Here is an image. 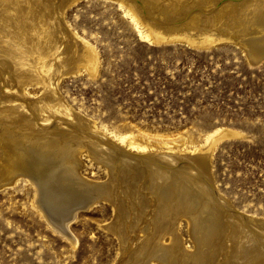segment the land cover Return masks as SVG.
<instances>
[{
  "label": "rangeland",
  "instance_id": "1",
  "mask_svg": "<svg viewBox=\"0 0 264 264\" xmlns=\"http://www.w3.org/2000/svg\"><path fill=\"white\" fill-rule=\"evenodd\" d=\"M29 1L1 0L11 16L10 36L14 43L17 42L14 52L24 57L25 73L16 76L14 69L10 72L0 63V112H3L0 113V264H134L137 260L149 264L151 258L149 260L146 257H151V248L170 241L167 234L162 240L156 234L148 236L155 225L159 227L166 223V218L158 217V214L161 216L162 208L152 201L158 189L154 190L151 182H148L154 178L151 171L155 167L167 172H163L162 176L177 178L179 187L182 171L189 170L195 176L192 182L197 184L199 181L198 185L211 194V199L222 213L221 221L209 229L210 232L207 228L204 230L206 233L200 231L203 236L190 220L186 221L183 217L179 219L178 225H175L177 228L174 227L178 243L195 254L187 264H195L196 259V264H228L227 261H233L231 264L241 261L240 264H249L242 255L232 260L235 252H232L230 224L234 223H239L247 231L245 233L249 241L245 249L251 248L254 254L264 252V231L254 222L264 220V54L255 57L245 42L252 28L254 31L251 36H263L264 25H255L247 30L243 27L249 3L258 0H168L172 2V8L165 16L159 15L158 0L152 2L151 6L146 0ZM259 5L264 8V0ZM212 18L216 25L210 24ZM152 21L164 28L161 33L149 26V23L153 24ZM179 23L209 30L203 35L191 33L190 37L197 41L192 43L180 37L176 31L165 28ZM33 27L40 33H36ZM158 35L164 36V39L155 40ZM204 35L211 36L210 41L199 42ZM30 61H33L32 64ZM1 128H5L4 131ZM222 131L227 133L220 137ZM125 134L138 136V139L150 142L151 146L145 153L121 147L124 143L117 136ZM45 135L48 140L43 139ZM211 136L216 138L212 143L208 141ZM84 139L87 140L84 142ZM50 140H56L59 145L71 146L74 155L77 153V162L74 155L67 159L71 160L74 173L78 174L80 180L91 179L89 182L99 183L113 179L114 184L118 185L123 182L126 194L132 192L135 195L137 209L148 218L142 219L133 229L128 223V228L132 229L128 232L126 224L119 221L118 227L128 234L122 240L109 227L116 215L112 202L99 198L89 208H84L79 201L76 204L79 207L74 209L75 216L66 228L67 233H64L53 223H56L64 206L79 199L73 195L78 188L69 182L68 173L61 169L62 166L55 167L48 172L49 177L46 179H49L39 184L28 170L14 171L12 165L17 158V151L23 146L34 147L35 150L29 151L28 156L32 158L29 159L33 162L31 164H34L43 154L41 147ZM105 140L110 149L126 156L123 158L126 163L123 160L113 165L99 157L94 144L105 148L106 145H102ZM119 145L122 149L116 148ZM169 145L172 148L165 147ZM203 153L208 155L207 171L194 160L195 156ZM136 154H140V158ZM10 173L14 182L7 178ZM133 173L139 178H134L131 175ZM153 180L161 184V179ZM43 191L49 192L47 199L51 202L53 196L56 197L53 199L55 204L50 203L51 208L45 205ZM60 206L63 207L58 209ZM150 213H156L153 220L157 223L152 224ZM154 260L155 264H162ZM176 260L181 261V257L177 255Z\"/></svg>",
  "mask_w": 264,
  "mask_h": 264
},
{
  "label": "bare ground",
  "instance_id": "2",
  "mask_svg": "<svg viewBox=\"0 0 264 264\" xmlns=\"http://www.w3.org/2000/svg\"><path fill=\"white\" fill-rule=\"evenodd\" d=\"M3 1V0H2ZM15 1V0H14ZM24 1V0H23ZM29 1V0H28ZM38 1H40L41 2V0H37V3H38ZM43 1V0H42ZM155 1H157V0H146V3L147 4H149V6H151V3L153 2H155ZM159 1V4H158V12H159V15H161V16H165V14L166 13H169V8L171 7L172 8V2H167L168 0H158ZM171 1V0H170ZM9 2V1H8ZM20 2V1H19ZM29 2H31V1H29ZM28 2V3H29ZM32 2H34L33 0H32ZM46 2V1H45ZM252 2V1H251ZM250 2V3H251ZM258 2V3H257ZM259 2H261V0H258V1H254L253 3H249V5L250 6H248L249 7V11L247 12V14L244 16L245 17V24L243 23V27H245V30H247V29H250L252 26H255V25H262V23H263V25H264V8L263 7H261L260 5L258 6V4H259ZM10 3V2H9ZM37 3H34V5L35 4H37ZM246 3V2H245ZM8 3H6V5H7ZM19 4H21V3H19ZM30 4V3H29ZM33 4V3H32ZM42 4V3H41ZM247 4V3H246ZM10 5V4H9ZM14 5V4H13ZM43 5H45V4H43ZM8 6V5H7ZM20 6V5H19ZM29 6V5H28ZM30 6H32L31 4H30ZM38 6V5H37ZM232 6V5H231ZM255 6V7H254ZM258 6V7H257ZM9 7V6H8ZM11 7V6H10ZM14 7V6H13ZM22 7V6H21ZM39 7H43V6H39ZM44 7H46V6H44ZM247 7V6H246ZM15 8H16V6H15ZM19 8V7H18ZM23 8V7H22ZM24 8H25V6H24ZM23 8V9H24ZM149 8V7H148ZM243 8V7H242ZM8 9V8H7ZM6 6L1 2V0H0V63L3 65V67H5V68H7V70H9L10 72L14 69V74L16 75V76H22L25 72L23 71V67H25L24 65H23V59L22 58H24V57H21L20 55H17L16 54V52H14V49L16 48V46H17V42H15L14 43V39L12 40L11 39V22L9 23V21H11V16L9 15V13H7L6 12ZM42 9V8H41ZM44 9V8H43ZM150 9V8H149ZM232 9V8H231ZM238 9V8H237ZM18 11H19V9H17ZM241 10V9H240ZM8 11V10H7ZM29 11V10H28ZM40 11V10H39ZM177 11V10H176ZM243 11V10H242ZM6 12V13H5ZM16 12V11H15ZM24 12H26V11H24ZM31 12V11H30ZM41 12H42V10H41ZM180 12H181V10H180ZM186 12V11H185ZM13 13V12H12ZM19 13V12H18ZM38 13V12H37ZM40 13V12H39ZM17 14V13H16ZM20 14V13H19ZM18 14V15H19ZM22 14H24V13H22ZM41 14V13H40ZM225 14V13H224ZM223 14V15H224ZM21 15V14H20ZM19 15V16H20ZM171 15V14H170ZM174 15V14H173ZM183 15V14H182ZM241 16H243V14H240ZM26 16V15H25ZM24 16V17H25ZM33 16V15H32ZM36 16V15H35ZM40 16V15H39ZM172 16V15H171ZM176 16H177V14H176ZM179 16H180V14H179ZM178 16V17H179ZM217 16V15H216ZM222 16V15H221ZM15 17V16H14ZM22 17V16H21ZM31 17V16H30ZM181 17V16H180ZM179 17V18H180ZM222 17H224V16H222ZM23 18V17H22ZM41 18V17H40ZM43 18V17H42ZM41 18V19H42ZM215 18V17H214ZM243 18V17H242ZM14 19V18H13ZM19 20H20V18H18ZM30 19V18H29ZM39 19V18H38ZM38 19H35V20H38ZM39 20V21H42V20ZM169 19V18H168ZM175 19H178V18H175ZM174 18L172 19V20H175ZM182 19V18H181ZM17 20V19H16ZM16 20H14V21H16ZM24 20V19H23ZM26 20V19H25ZM31 20V19H30ZM29 20V21H30ZM170 20V19H169ZM39 21H37L38 23H39ZM224 22H225V20H223ZM20 22V21H19ZM23 22V21H22ZM32 22H33V20H32ZM180 22V21H179ZM17 23V22H16ZM41 23V22H40ZM152 23L153 24H150L149 23V26L150 27H152L154 30H156L157 31V33H161L162 31H163V29L164 28H161L160 27V24L158 23H156L155 21H152ZM189 23V22H188ZM194 23V22H193ZM35 24V23H34ZM210 24L211 25H216V24H214V22H213V18L210 20ZM16 25V24H15ZM24 25V24H23ZM22 25V26H23ZM31 25V24H30ZM41 25V24H40ZM43 25V24H42ZM187 25V24H186ZM186 25H184L183 23L182 24H174V25H171V26H167V27H165V28H168L167 30H174V31H176L177 33H179L180 35V37H183V38H185L186 40H188V41H190V42H192V43H195V42H197L196 40H194V39H192L190 36V34L191 33H194V34H196V33H198V34H204V33H206V32H208V28H207V31L202 27V26H196V25H190V26H186ZM21 26V27H22ZM26 26H28L27 24H26ZM35 27V26H34ZM34 27H33V29H34ZM25 28V27H24ZM27 28V27H26ZM25 28V29H26ZM30 28H31V26H30ZM39 28V27H38ZM44 28V27H43ZM51 28V27H50ZM18 29H20V28H18ZM37 29V28H36ZM212 30V29H211ZM18 31V30H17ZM23 31H24V29H23ZM22 31V32H23ZM34 31H35V29H34ZM37 31V30H36ZM35 31V32H36ZM46 31H48V30H46ZM56 31V30H55ZM54 31V32H55ZM253 31H254V29L252 28V29H250V32H249V30H248V32L252 35V33H253ZM25 32H27V30L25 31ZM39 32V31H38ZM38 32H36V33H38ZM44 32H45V30H44ZM11 33V34H10ZM40 33V32H39ZM49 33H51V32H49ZM256 33V32H255ZM14 34V33H13ZM20 34H21V32H20ZM23 34V33H22ZM25 34V33H24ZM27 34H29V33H27ZM31 34H32V32H31ZM258 34V33H257ZM8 35V36H7ZM17 35V34H16ZM26 35V34H25ZM37 35V34H36ZM40 35V34H39ZM208 35V34H207ZM207 35H204L202 38H200V40H199V42H202V43H206V42H208V41H210V39H211V36H207ZM251 35H249V37L248 38H246L245 39V42H246V45H247V48H248V50L250 51V52H252V53H254L256 56L255 57H261L263 54H264V35L263 36H258L257 35V37H254V35L253 36H251ZM260 35V34H259ZM18 36V35H17ZM28 36V35H27ZM31 36V35H30ZM44 36V35H43ZM201 36V35H200ZM13 37V36H12ZM19 37H20V35H19ZM38 37V36H37ZM45 37V36H44ZM146 37H148L147 35H146ZM36 38V37H35ZM52 38V37H51ZM17 39V38H16ZM19 39H21V38H19ZM26 39H27V37H26ZM34 39V38H33ZM161 39H164V36H161V35H158L157 37H156V39L155 40H158V41H160ZM29 40H31V39H29ZM28 40V41H29ZM16 41V40H15ZM26 41V40H25ZM38 41V40H37ZM52 41V40H51ZM54 41V40H53ZM30 42V41H29ZM41 42V41H40ZM31 43H32V40H31ZM44 43V42H43ZM21 44V43H20ZM32 44H34V42L32 43ZM32 44H30V45H32ZM47 44V43H46ZM42 45V44H41ZM47 45H49V44H47ZM37 46V45H36ZM24 47V46H23ZM44 47V46H43ZM50 47V46H49ZM18 48V47H17ZM40 48H42L41 46H40ZM21 49V48H20ZM27 50V49H26ZM47 50H49V49H47ZM19 51V50H18ZM22 51V50H21ZM24 51V50H23ZM34 51V50H33ZM31 52V51H30ZM18 53V52H17ZM27 53V52H26ZM41 53V52H40ZM67 55V54H66ZM35 56V55H34ZM33 56V57H34ZM29 57V56H28ZM26 59V58H25ZM259 59V58H258ZM30 60V59H29ZM33 60H35V59H33ZM25 61V60H24ZM27 61V60H26ZM31 62H33V61H30V63ZM24 64H26V63H24ZM32 64V63H31ZM2 65H0L1 67H2ZM31 66V65H30ZM35 66V65H34ZM27 67V66H26ZM32 68H34V67H32ZM31 68V69H32ZM73 68V67H72ZM3 69V68H2ZM27 69V68H26ZM26 69H24L25 71H26ZM30 70V69H29ZM34 70V69H33ZM35 71H37V70H35ZM34 71V72H35ZM63 71V70H62ZM69 71H70V69H69ZM72 71V70H71ZM74 71V70H73ZM2 72H3V70H2ZM34 72H33V74H34ZM4 73V72H3ZM3 73H1V74H3ZM30 73V72H29ZM45 73V72H44ZM62 73V72H61ZM64 73V72H63ZM66 73V72H65ZM9 74V73H8ZM46 74H47V72H46ZM45 74V75H46ZM5 75V74H4ZM26 75V74H25ZM30 75H32V73H30ZM37 75V74H36ZM39 75V74H38ZM37 75V76H38ZM44 75V74H43ZM48 75V74H47ZM61 75V74H60ZM15 76V77H16ZM57 76V75H56ZM42 77V76H41ZM45 77V76H44ZM49 77V76H48ZM3 77H1V79H2ZM30 78V77H29ZM39 78V77H38ZM51 78V77H50ZM53 78V77H52ZM57 78H58V76H57ZM8 79V78H7ZM11 79H12V77H11ZM22 79H24V78H22ZM37 79V78H36ZM35 79V80H36ZM45 79V78H44ZM43 79V80H44ZM56 79V78H55ZM54 79V80H55ZM13 80H15V79H13ZM17 80V79H16ZM34 80V81H35ZM42 80V81H43ZM1 81V80H0ZM4 81V80H3ZM22 81V80H21ZM27 81H28V79H27ZM38 81V80H37ZM36 81V82H37ZM40 81V80H39ZM45 81H46V79H45ZM44 81V82H45ZM4 82H6V81H4ZM10 82V81H9ZM24 82V81H23ZM26 82V81H25ZM41 82V81H40ZM11 83H12V81H11ZM30 83V82H29ZM42 83V82H41ZM9 84V83H8ZM8 84H7V86L6 87H8ZM13 84V83H12ZM24 84V83H23ZM31 84V83H30ZM48 84V83H47ZM50 84V83H49ZM52 84V83H51ZM14 85V84H13ZM17 85V84H16ZM19 85V84H18ZM26 85V84H25ZM43 85V84H42ZM45 85V84H44ZM21 86V85H20ZM23 86V85H22ZM46 86V85H45ZM49 86V85H48ZM10 87H11V85H10ZM47 87V86H46ZM45 87V88H46ZM44 88V89H45ZM16 89V88H15ZM51 89V88H50ZM8 90V89H7ZM47 90V89H46ZM7 92H9V91H7ZM46 92V91H45ZM51 92H53V91H51ZM23 95V94H22ZM1 97V96H0ZM8 98H9V96H7ZM2 99V98H1ZM6 99V98H5ZM53 100V99H52ZM5 101V100H4ZM12 101V100H11ZM1 102H3V100L1 101ZM9 102V101H8ZM5 103H6V101H5ZM14 103V102H13ZM2 104V103H1ZM3 105V104H2ZM1 105V106H2ZM10 106V105H9ZM3 108V107H2ZM14 108V107H13ZM19 108H20V106H19ZM15 109V108H14ZM23 110H24V108H22ZM22 110V111H23ZM21 111V112H22ZM38 111V110H37ZM9 113H10V111H8ZM12 112V111H11ZM17 112V111H16ZM28 112V111H27ZM1 113V112H0ZM3 113V112H2ZM1 113V114H2ZM13 113V112H12ZM4 115H6V113L4 114ZM14 115V114H13ZM25 115V114H24ZM35 115V114H34ZM26 116H27V114H26ZM36 116V115H35ZM40 116H42V115H40ZM7 117V116H6ZM11 118H12V116H11ZM34 119V118H33ZM36 119V118H35ZM14 120H15V118H14ZM29 120V119H28ZM31 120H32V118H31ZM11 121H13V120H11ZM30 121V120H29ZM33 121V120H32ZM14 122V121H13ZM12 122V123H13ZM0 123H1V121H0ZM40 123V122H39ZM8 124H9V122H8ZM11 124V123H10ZM20 124V123H19ZM33 124V123H32ZM14 125V124H13ZM17 125H18V123H17ZM25 125V124H24ZM24 125H23V128H24ZM36 125V124H35ZM44 125V124H43ZM57 125H58V123H57ZM84 125V124H83ZM1 126V125H0ZM3 126V125H2ZM12 126V125H11ZM15 126V128H16V125H14ZM38 126V125H37ZM62 126V125H61ZM80 126V125H79ZM78 126V127H79ZM6 128H7V126H5ZM42 127V126H41ZM40 127V128H41ZM81 127V126H80ZM83 127V126H82ZM10 128H13V127H10ZM9 128V129H10ZM31 128V127H30ZM29 128V129H30ZM1 129H3V128H1ZM5 129V128H4ZM4 129H3V131H4ZM8 129V128H7ZM6 129V130H7ZM19 129V128H18ZM27 129V128H26ZM37 129V128H36ZM81 129V128H80ZM79 129V130H80ZM86 129V128H85ZM23 130V129H22ZM28 130V129H27ZM32 130V129H31ZM53 130V129H52ZM54 130H55V128H54ZM53 130V131H54ZM14 131V130H13ZM43 131V130H42ZM51 131V130H50ZM53 131H51V132H53ZM62 131V130H61ZM65 131V130H64ZM85 131V130H84ZM87 131V130H86ZM89 131V130H88ZM6 132V131H5ZM26 132V131H25ZM32 132V131H31ZM44 132H46V131H44ZM50 132V133H51ZM55 132V131H54ZM53 132V133H54ZM59 132V131H58ZM58 132H56V133H58ZM63 132V131H62ZM66 132V131H65ZM65 132H63V133H65ZM20 133H22V132H20ZM34 133H35V131H34ZM52 133V134H53ZM61 132H59V134H60ZM76 133H77V131H76ZM79 133V132H78ZM227 132L225 131H222L221 132V136L220 137H222V136H224L225 134H226ZM1 134V133H0ZM5 134V133H4ZM36 134V133H35ZM39 134V133H38ZM45 134V133H44ZM47 134V133H46ZM89 134H92V133H89ZM89 134H87V135H89ZM12 135V134H11ZM41 135H43V134H41ZM54 135V134H53ZM63 135V134H62ZM66 135V134H65ZM73 135H74V131H73ZM76 135V134H75ZM86 135V134H85ZM7 136V135H6ZM9 136V135H8ZM13 136V135H12ZM14 136H15V134H14ZM40 136V135H39ZM55 136V135H54ZM61 136V135H60ZM59 135H58V137H60ZM77 136V135H76ZM15 137H17V136H15ZM30 138H31V136H29ZM47 136L45 135V137H43V139L44 138H46ZM53 137V136H52ZM69 137V136H68ZM71 137V136H70ZM69 137V138H70ZM75 137V136H74ZM83 137H84V134H83ZM82 137V138H83ZM90 137V136H89ZM20 138V137H19ZM25 138V137H24ZM64 139H66L65 137H63ZM72 138V137H71ZM77 138H79V137H77ZM77 138H76V141H77ZM93 138V137H92ZM96 138V137H95ZM95 138H93V139H95ZM117 138L120 140V141H122L123 143H124V146H121V147H126L127 149H132L133 148V150L134 149H136L137 151H141L142 153H145V151H146V149L149 147V146H151V144H150V142H148V141H146V142H144V141H142V140H140V139H138L139 137L138 136H135V135H131V134H125V135H118L117 136ZM213 136H211V138L208 140V141H210V143H212L213 141H215V139L216 138H213ZM4 139V138H3ZM17 139V138H16ZM39 139V138H38ZM47 139V138H46ZM52 139V138H51ZM56 139V138H55ZM73 139V138H72ZM90 139V138H89ZM106 139V138H105ZM32 140V139H31ZM42 140V139H41ZM48 140V139H47ZM63 140V139H62ZM67 140H68V138H67ZM74 140H75V138H74ZM85 140H87V139H84V142H85ZM109 140V139H108ZM5 141V140H4ZM33 141V140H32ZM44 141H46V140H44ZM63 141H65V140H63ZM69 141H70V139H69ZM82 141V140H81ZM100 143H101V141H100V139L98 140ZM12 142V141H11ZM49 142H51V143H49ZM92 142V141H91ZM96 142V141H95ZM108 142V141H107ZM107 142H106V140H105V142L104 143H102V145L104 144V145H106L107 144ZM8 143V142H7ZM25 143V142H24ZM23 142H22V144H24ZM53 143V144H52ZM59 143H60V140H59ZM69 143H73V142H69ZM90 143V142H89ZM109 143H110V140H109ZM112 143V142H111ZM209 143V142H208ZM209 143V144H210ZM21 144V145H22ZM77 144V143H76ZM78 144H80V143H78ZM1 145V144H0ZM17 145V144H16ZM32 145V144H31ZM48 145V146H47ZM103 145V146H104ZM112 145H114V146H116L115 144H112ZM38 146V145H37ZM74 146V145H73ZM81 146V145H80ZM86 146V145H85ZM39 147V146H38ZM76 147V146H75ZM74 147V148H75ZM79 147V146H78ZM84 147V146H83ZM94 147H96L95 149H97V151H98V155H99V157H102V159L104 160V161H106V159H107V162L106 163H113V165H115V164H117V162L119 163V161H123L124 159L123 158H126V156H123V155H121V153L122 152H120V153H117V152H114V151H116V150H112V149H110L109 148V146H104L105 148H102L100 145H96V144H94ZM120 147V145L118 146V147H116L117 149ZM119 148V149H122V148ZM165 147H167V148H172V146H165ZM3 148V147H2ZM42 149H43V154L41 155V157L40 158H38V160L36 161V162H34V164H31V163H33V162H30L29 161V151H31V150H33L34 149V147H28V146H23V147H21V149H19L18 151H17V158L16 159H14L13 160V167H14V171L17 169V171L19 170V169H21V170H28L29 172H30V174L32 175V177H34L37 181H39V184L40 183H42L43 184V182L44 181H46V180H48V179H46V177H49V176H47V174H48V172L50 171V170H52L53 168H57V167H59V166H62V170L63 171H65V173L67 172L68 174H67V177H68V179H70L69 180V182L70 183H72V185H73V187H76V188H78V190L76 191V193L75 194H73L74 195V197L77 199V197L79 198L78 199V201L76 200V201H72V203L69 205H66V206H64V208H63V210H65L64 212H63V210H60V211H62L61 213H60V215H58L57 217V219H56V223H53L54 225H56L59 229H61L62 231H64V233L66 232L67 233V231H66V228H67V226H68V224H69V222L74 218V216H75V208L77 209L79 206L78 205H76L77 204V202H81L82 204H83V206H84V208H85V206H87L88 208H89V206H91L92 204H94L95 202H97L98 201V199L99 198H104V199H107V200H109L110 202H112V204L114 205V207H115V210H116V215H115V219L113 220V222L111 223V225L109 226L110 228H111V230H115V232L118 234V236L119 237H121V239L123 240H125V238L128 236V234H126V231H124V230H121L119 227H118V225L120 224V222H121V220H122V222L123 223H125L126 224V228H127V232L129 231V230H132L135 226H137L139 223H141V221H142V219H144V218H148V217H146V216H144V214L143 215H141L142 213H140V211L137 209V208H139L138 207V205H137V203L135 202V200H136V198H135V195H133V194H126V188L122 185V183L121 182H119L118 180V182L120 183L119 185L118 184H114V182L112 181V180H109V181H104V182H99V183H93V182H89V181H82V180H80L78 177H77V175H75V173H74V165L71 163L70 164V161L71 160H69V159H67V158H71V156H73L74 155V152L75 151H73L72 150V148H71V146H68V145H59V144H57L56 143V140H55V142H53V141H48V143H46V144H43V146L41 147ZM84 148H86V147H84ZM83 148V149H84ZM88 148V147H87ZM1 149V148H0ZM41 149V150H42ZM76 149V148H75ZM81 150H82V148H80ZM89 149H90V147H89ZM127 149H125V150H127ZM35 150V149H34ZM33 150V151H34ZM193 150V148H191V151ZM195 150V149H194ZM5 151H7V150H5ZM14 151V150H13ZM87 151H88V149H87ZM113 151V152H112ZM119 152V151H118ZM6 153V152H5ZM11 153V152H10ZM14 153V152H13ZM40 153V152H39ZM51 153V154H50ZM86 153V152H85ZM89 153V152H88ZM97 153V152H96ZM139 153V152H138ZM4 154V153H3ZM53 154V155H52ZM77 154V153H76ZM76 154L74 155V160H75V156H76ZM92 154V153H91ZM135 154V153H134ZM152 154V153H151ZM151 154H149V155H151ZM207 154V153H206ZM5 155V154H4ZM39 155V154H38ZM130 155H132L133 156V154H130ZM145 155V154H144ZM146 155H148L147 154V152H146ZM198 155V154H197ZM2 156V155H1ZM79 156V155H78ZM95 156V155H94ZM135 156V155H134ZM139 157V156H141L140 154H136V157ZM152 156V155H151ZM153 156H154V154H153ZM152 156V157H153ZM208 156V155H207ZM207 156H205L204 155V153H203V155H201V156H195L194 157V160L197 162V163H200L201 164V166H202V168L203 169H205L206 171L208 170V163H207ZM13 157V156H12ZM39 157V156H38ZM143 157V156H142ZM151 157V158H152ZM155 157H157V156H155ZM1 158V157H0ZM37 158V157H36ZM95 158V157H94ZM140 158V157H139ZM138 158V159H139ZM150 158V157H149ZM166 158V157H165ZM164 158V159H165ZM3 159V158H2ZM32 159V158H31ZM30 159V160H31ZM128 159V158H127ZM135 159V158H134ZM145 159H147V157L145 158ZM154 159V158H153ZM153 159H152V161H153ZM159 159V158H158ZM163 159V158H162ZM167 159H169V158H167ZM4 160V159H3ZM73 160V159H72ZM73 160V161H74ZM77 160V159H76ZM75 160V161H76ZM126 160V159H125ZM124 160V161H125ZM133 160V159H132ZM140 160H142V159H140ZM139 160V161H140ZM149 160V159H148ZM156 160V159H155ZM11 161V160H10ZM9 161V163H10V167H11V162ZM78 161H79V159H78ZM100 161V160H99ZM134 161V160H133ZM165 161V160H164ZM2 162V161H1ZM77 162V161H76ZM81 162V161H80ZM98 162V161H97ZM149 162V161H148ZM151 162V161H150ZM74 163V162H73ZM99 163V162H98ZM105 163V164H106ZM125 163H126V161H125ZM124 163V164H125ZM166 163H167V161H166ZM77 164H79V162L77 163ZM129 164V163H128ZM155 164V163H154ZM165 164V163H164ZM108 165V164H107ZM133 165V167H134V164H132ZM141 165V164H140ZM146 165H147V163H146ZM168 165V164H167ZM82 166V165H81ZM121 166V165H120ZM151 166V165H150ZM149 166V167H150ZM153 166V165H152ZM156 166V165H155ZM154 166V167H155ZM161 166V165H160ZM138 167V166H137ZM144 167V166H143ZM184 167V166H183ZM106 168V167H105ZM107 168H109V167H107ZM120 168V167H119ZM122 168V167H121ZM129 168V167H128ZM127 168V169H128ZM135 168V167H134ZM1 169V168H0ZM78 169V168H77ZM109 169H111V167L109 168ZM147 169V168H146ZM148 169H150V168H148ZM152 169V168H151ZM165 169V168H164ZM167 169V168H166ZM169 169V168H168ZM114 170V169H113ZM126 170V169H125ZM134 170V169H133ZM153 170V169H152ZM13 171V172H14ZM54 171V170H53ZM56 171V170H55ZM58 171V170H57ZM76 171V170H75ZM79 171V170H78ZM128 171V170H127ZM145 171H147V170H145ZM9 172V171H8ZM26 172V171H25ZM135 172H137V170L135 171ZM152 172V174L151 175H153L154 176V178L153 179H157L158 178V180L159 179H161V181H160V185L158 184V182H157V180H153L152 179V177H151V179H152V181H148V182H151V187H154V190H156V188L158 189V190H156L155 191V193H157L156 194V198L154 199V198H152V201H153V203L155 204V205H157V206H160L161 208H162V211H161V216H160V214H158V217H159V219H160V217H162L163 219L164 218H166L165 220V224H163V225H159V227H157L155 224V228L151 231V234H149L148 236L150 237V236H154L155 234L156 235H158V238H160L161 240L164 238V236H165V234H167V235H169V242L167 243H164V242H162V243H160V244H157V245H155L156 247L155 248H151L153 251V253L151 254V257H146V258H149V260H150V258H151V262L149 261V264H153L154 262L152 261V259H155L154 261L155 262H160V263H162V264H187V261L189 260V259H193V257H195V254L193 253V252H189V251H187V250H185L182 246H180L179 245V243H178V237H177V233H176V231H175V228L174 227H176L177 225H178V221H179V219L180 218H185V220L187 219V220H190L191 221V223L195 226V228L197 229V232H199L200 233V235H202L203 236V234H202V232H200L201 230H203V232L204 233H206L207 231H204V230H206V228L209 230H211L213 227H216L217 226V222H220L221 221V214L222 213H220V210L218 209V207L215 205V203H214V201L211 199V194L209 193V192H207L206 190H204V188H202V187H200L198 184H199V181L197 182V184L195 183V182H192V178H193V176L194 175H192L191 174V172L189 171V170H187V171H182V174L183 175H181L182 176V178L180 179L181 181L180 182H182V183H180V187L178 186V184H177V178H176V180H175V178H167V176H162V173L164 172V171H162V170H160V168L159 167H155L154 168V170L153 171H151ZM150 172V173H151ZM166 172V171H165ZM164 172V173H165ZM18 173V172H17ZM107 173V172H106ZM114 173V172H113ZM113 173H112V175H113ZM116 173V172H115ZM131 173V172H130ZM142 173V172H141ZM167 173V172H166ZM173 173V172H172ZM8 175H9V173H7ZM6 174V176H8ZM14 173H12V175H13ZM19 174V173H18ZM18 174H17V176H18ZM23 174V173H22ZM119 174V173H118ZM125 174V173H124ZM137 175H138V173H136ZM148 174V173H147ZM176 174H178L177 172H176ZM5 175V174H4ZM27 175V174H26ZM29 175V174H28ZM60 175V174H59ZM82 175V174H81ZM128 175V174H127ZM131 175H133V177L135 178H137L138 176H136L134 173L133 174H131ZM149 175V174H148ZM167 175V174H166ZM172 175V174H171ZM16 176V178H18ZM25 176V175H24ZM84 176V175H83ZM108 176V175H107ZM106 176V177H107ZM110 176V175H109ZM119 176V175H118ZM121 176H123V175H121ZM144 176V175H143ZM142 176V177H143ZM162 176V177H161ZM180 176V177H181ZM4 177V176H3ZM63 177V176H62ZM124 177V176H123ZM130 177V176H129ZM160 177V178H159ZM169 177V176H168ZM173 177V176H172ZM179 177V176H178ZM195 177V176H194ZM8 179H9V181H13V179H14V177H12L11 178V173H10V177L8 176L7 177ZM7 178H6V183H8L9 181L7 180ZM28 178V177H27ZM52 178V177H51ZM111 178V177H110ZM116 179H117V177H115ZM131 178V177H130ZM133 178V179H134ZM139 178V177H138ZM145 178V177H144ZM148 178H150V177H148ZM3 179H5V177L3 178ZM46 179V180H45ZM123 179H125V178H123ZM146 179V178H145ZM192 179V180H191ZM56 180H57V178H56ZM121 180V179H120ZM131 180V179H130ZM136 180V179H135ZM150 180V179H149ZM197 180V179H196ZM50 181H52V180H50ZM95 181V180H94ZM127 181V180H126ZM142 181V180H141ZM144 181V180H143ZM142 181V182H143ZM14 182V181H13ZM113 182V183H112ZM132 182V181H131ZM140 182V181H139ZM48 183H49V181H48ZM54 183V182H53ZM57 183V182H56ZM67 183V182H66ZM69 183V184H70ZM116 183V182H115ZM130 183V182H129ZM134 183V182H133ZM145 183H146V181H145ZM3 184H4V182H3ZM114 184V185H113ZM131 184V183H130ZM1 185V184H0ZM128 185V184H127ZM146 186V185H145ZM148 186V185H147ZM39 187H41V185L39 186ZM126 187H128V186H126ZM132 187H133V185H132ZM136 187V186H135ZM49 188V187H48ZM134 189V188H133ZM144 189V188H143ZM143 189L141 190V191H143ZM146 189V188H145ZM152 189V188H151ZM44 190V189H43ZM47 190V188L45 189V191ZM53 190V189H52ZM128 190V189H127ZM136 190H137V188H136ZM147 190V189H146ZM153 190V191H154ZM195 190L198 192H195ZM138 191H140V190H138ZM150 191V190H149ZM159 191V192H158ZM39 192V191H38ZM41 192V191H40ZM142 192H140V194H141ZM146 193V192H145ZM47 194H49V192L47 193V192H45L44 193V191H43V193H42V195H43V199H44V202H45V205H47V206H49L50 208H51V204L50 203H54L55 204V202L53 201V199L54 198H56V197H54L53 196V199H51L52 200V202L51 201H49V199H47ZM101 194V195H100ZM148 194V193H147ZM52 195H54V194H52ZM127 195H129V196H131V197H129V196H127ZM141 195H143V193L141 194ZM145 195V194H144ZM152 195V194H151ZM196 195H197V197H196ZM146 196H148V195H146ZM152 196H155L154 194L152 195ZM151 196V197H152ZM51 197V196H50ZM60 197V196H59ZM63 197V196H62ZM68 197V196H67ZM150 197V198H151ZM148 198V197H147ZM64 199V198H63ZM62 199V200H63ZM68 199V198H67ZM143 199V198H142ZM40 200V199H39ZM70 200V199H69ZM145 200V199H144ZM151 200V199H150ZM56 201V200H55ZM65 201V200H64ZM142 201V203H144L143 202V200H141ZM70 202V201H69ZM141 203V202H140ZM57 204H59V203H57ZM56 204V205H57ZM154 204H153V206H154ZM142 205V204H141ZM145 205V204H144ZM147 205V204H146ZM43 206V205H42ZM68 206V207H67ZM139 206H140V204H139ZM61 207H63V206H60L58 209H61ZM67 207V208H66ZM86 207V208H87ZM142 207V206H141ZM146 207V206H145ZM149 208V207H148ZM154 208V207H153ZM114 209V208H113ZM159 210V209H158ZM147 211V210H146ZM145 211V212H146ZM114 212V211H113ZM142 212V211H141ZM150 212V211H149ZM153 212V211H152ZM56 213V212H55ZM59 213V212H58ZM57 214V213H56ZM156 214V213H155ZM155 214H151L150 213V215H151V217H152V219H150L151 221H152V224L155 222L153 219V217L155 216ZM47 215V214H46ZM149 215V214H148ZM149 215V216H150ZM149 220V219H148ZM186 220V221H187ZM220 220V221H219ZM222 220H223V218H222ZM55 221V220H54ZM120 221V222H119ZM150 221V222H151ZM253 221V220H252ZM146 222V221H145ZM255 222V225L257 226V227H259L260 229H262L263 231H264V220H255L254 221ZM50 223H51V221H50ZM128 223H130L131 224V226H132V229H129L128 227H129V224ZM143 223H144V221H143ZM155 223H157V222H155ZM187 223V222H186ZM222 223V222H221ZM233 223V222H232ZM149 224V223H148ZM151 224V225H152ZM225 224H227V223H225ZM176 225V226H175ZM220 225V224H219ZM231 225V233H230V238H231V242H232V244L233 245H231L232 246V248H233V250L234 251H232L233 253L235 252V254H232V260H233V258H237L238 256H243L244 257V259H246V261H247V263H249V264H264V252L262 251V252H260V253H257V254H254L255 252L253 251L252 252V250H251V248L249 249V247H247L248 249H245V244L249 241V239H248V236L246 235L247 233H245V232H247L246 230H244L243 229V227L239 224V223H234V224H230ZM253 225V224H252ZM142 226V225H141ZM188 226V225H187ZM194 226H193V228H194ZM228 226V225H227ZM108 227V228H109ZM148 227V226H147ZM222 227V226H221ZM229 227V226H228ZM227 227V228H228ZM177 228V227H176ZM190 228V227H189ZM192 228V227H191ZM139 229H140V227H139ZM145 229V228H144ZM150 229V228H149ZM216 229V231L217 232H219L218 230H217V228H215ZM224 229H225V226H224ZM223 229V230H224ZM68 230V229H67ZM146 230H147V228H146ZM210 230H209V232H210ZM229 230V229H228ZM139 231H141L142 232V229H140ZM150 231V230H149ZM230 231V230H229ZM262 231V232H263ZM143 232H145V230L143 231ZM195 232V231H194ZM212 232V231H211ZM221 232V231H220ZM258 233V232H257ZM126 234V235H125ZM191 234V233H190ZM209 234V233H208ZM207 234V235H208ZM264 234V233H263ZM155 235V236H156ZM179 235V234H178ZM209 235H211L212 236V234H209ZM215 235V234H214ZM250 235V234H249ZM257 235V234H256ZM195 236V235H194ZM198 237H200V236H198ZM215 237H216V235H215ZM252 237H253V235H252ZM142 238V237H141ZM146 238V237H145ZM227 238V237H226ZM157 239V238H156ZM203 239H205V238H203ZM208 239V238H207ZM257 239H259V236H258V238ZM256 239V240H257ZM140 240V239H139ZM143 240H144V238H143ZM201 240V239H200ZM255 240V241H256ZM197 241V240H196ZM209 241V240H208ZM208 241H206V242H208ZM212 241V240H211ZM264 241V240H263ZM157 242V241H156ZM181 242V241H180ZM195 242V241H194ZM205 242V243H206ZM210 242V241H209ZM251 242V241H250ZM249 242V243H250ZM74 243V242H73ZM200 243H202L201 241H200ZM255 243V242H254ZM197 244H199V243H197ZM204 244V243H203ZM209 244V243H208ZM212 244V243H211ZM218 244H219V242H218ZM144 245V244H143ZM200 245V244H199ZM264 245V244H263ZM262 245V247H264ZM149 247H150V245H148ZM147 246V247H148ZM202 246V245H201ZM205 246V245H204ZM230 246V247H231ZM258 246V245H257ZM260 246V245H259ZM127 248H129V247H127ZM217 248V247H216ZM215 248V249H216ZM232 248H229V249H232ZM257 248V247H256ZM154 249H155V251H154ZM214 249V250H215ZM258 249V248H257ZM264 249V248H263ZM211 250H212V248H211ZM218 251V250H217ZM141 252V251H140ZM148 252V251H147ZM154 252H155V255H154ZM204 252V251H203ZM226 253L228 252V251H225ZM243 252H246V253H243ZM143 253V252H142ZM150 253V252H149ZM193 253V254H192ZM199 253V252H198ZM210 253V252H209ZM229 253V252H228ZM127 254H128V252H127ZM213 254V253H212ZM223 254V253H222ZM133 255V254H132ZM131 255V256H132ZM149 255V254H148ZM177 255H179L180 257H181V261H177L176 260V256ZM207 255V254H206ZM214 255H215V253H214ZM145 256V255H144ZM196 256H198V255H196ZM204 256V255H203ZM202 256V257H203ZM209 256V255H208ZM228 256V255H227ZM202 257H200V258H202ZM213 257V256H212ZM215 257V256H214ZM199 258V257H198ZM199 258V259H200ZM141 259H143V258H141ZM208 259V258H207ZM209 259H210V257H209ZM213 259V258H212ZM132 260V259H131ZM145 260H147V259H145ZM195 260V259H194ZM197 260V259H196ZM195 260V264L196 263H198L197 261ZM215 260V259H214ZM218 260V259H217ZM201 262H203V260H201ZM219 262V261H218ZM223 262V261H222ZM233 262V261H232ZM232 262H230L229 263V261H227V263L228 264H231ZM242 262V261H241ZM240 262V263H241ZM129 263V262H128ZM144 263V262H143ZM210 263V262H209ZM239 263V264H240ZM121 264V263H120ZM134 264H142L141 263V260H137V262L135 263L134 262ZM155 264V263H154ZM203 264V263H202ZM234 264H235V262H234ZM244 264V263H243Z\"/></svg>",
  "mask_w": 264,
  "mask_h": 264
},
{
  "label": "water",
  "instance_id": "3",
  "mask_svg": "<svg viewBox=\"0 0 264 264\" xmlns=\"http://www.w3.org/2000/svg\"><path fill=\"white\" fill-rule=\"evenodd\" d=\"M225 41H230V42H234V41H232V40H230V39H224ZM224 40H222V41H224ZM193 46H195V47H205V46H208V45H203V46H197V45H193ZM256 60V59H255ZM257 61H253V63H256Z\"/></svg>",
  "mask_w": 264,
  "mask_h": 264
}]
</instances>
